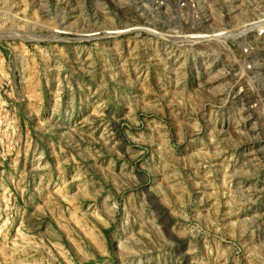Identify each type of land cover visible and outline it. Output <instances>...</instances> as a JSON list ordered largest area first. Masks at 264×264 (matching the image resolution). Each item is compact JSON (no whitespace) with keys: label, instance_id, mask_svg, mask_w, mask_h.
<instances>
[{"label":"rangeland","instance_id":"1","mask_svg":"<svg viewBox=\"0 0 264 264\" xmlns=\"http://www.w3.org/2000/svg\"><path fill=\"white\" fill-rule=\"evenodd\" d=\"M0 264H264V0H0Z\"/></svg>","mask_w":264,"mask_h":264}]
</instances>
